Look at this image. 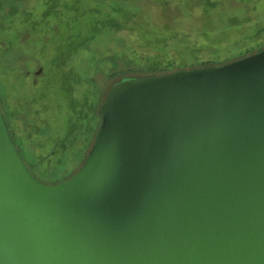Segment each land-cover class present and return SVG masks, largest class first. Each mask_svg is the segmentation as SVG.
Segmentation results:
<instances>
[{
    "label": "water",
    "instance_id": "water-1",
    "mask_svg": "<svg viewBox=\"0 0 264 264\" xmlns=\"http://www.w3.org/2000/svg\"><path fill=\"white\" fill-rule=\"evenodd\" d=\"M99 114L48 183L0 100V264H264V48L123 76Z\"/></svg>",
    "mask_w": 264,
    "mask_h": 264
},
{
    "label": "rangeland",
    "instance_id": "rangeland-1",
    "mask_svg": "<svg viewBox=\"0 0 264 264\" xmlns=\"http://www.w3.org/2000/svg\"><path fill=\"white\" fill-rule=\"evenodd\" d=\"M164 1L171 9L179 3L0 0V100L13 138L39 179L58 182L79 168L114 81L148 74L159 68L148 66L159 62L173 65L175 55L185 52L202 64L264 47V0H217L213 7L190 0L193 11L173 10L177 15L167 19L177 30L175 40L186 31L189 48L161 49L166 33L140 21L148 13L159 17ZM40 66L43 72L36 74ZM182 68L191 67L168 69ZM27 70L35 71L36 82Z\"/></svg>",
    "mask_w": 264,
    "mask_h": 264
},
{
    "label": "trees",
    "instance_id": "trees-1",
    "mask_svg": "<svg viewBox=\"0 0 264 264\" xmlns=\"http://www.w3.org/2000/svg\"><path fill=\"white\" fill-rule=\"evenodd\" d=\"M179 3L176 4V6L173 8L172 6V9L170 7V5H168L167 2H162V4L164 5V7L162 6V13L161 15H158L159 17H156L153 15V17L151 18L149 16V13L147 15H142L143 18H141V21H140V25H144L142 23H145V24H150L151 26L153 27H158L159 30L163 31L165 34V38L163 39V45L161 47V49H166L167 50V46L168 47H171V48H178V51H180L179 48H182L183 46H181L180 44H183L184 45V48L183 49H186V48H189L190 45H186V42H185V34L186 31H181V32H184V33H180L178 34V37L174 38L175 34H177V30H175V28L173 27V24L171 23L170 20H167V19H170V15L172 14H176L173 12V10H175L176 12H179L181 14H185L187 12H191L194 10L195 6L194 5H191L190 4V0H177ZM217 1V0H203L204 2V7L206 6H211L213 7L214 6V2ZM213 3V4H212ZM216 4V3H215ZM169 7V8H168ZM177 15V14H176ZM159 18V19H158ZM163 19V20H161ZM165 20V21H164ZM163 21V22H161ZM130 26H128L129 30H135L133 28V24L129 23ZM179 33V32H178ZM169 40H173L172 43H170ZM167 41V42H166ZM185 42V44L183 43ZM264 48L263 46H260V47H254V49H247L248 50V53H242V54H235L233 57H228L226 60L222 61V62H226V61H229V60H232V59H235V58H239V57H242V56H245L249 53H252V52H255V51H258L260 49ZM185 55L186 56H183L181 55V57L175 55V58L177 60H175V64H176V67H179V66H185V67H194V66H201V65H210V64H215V63H222L220 61L218 62H213V61H203L202 64H198L196 62V60L198 59L197 56H193L191 55L190 53H186L185 52ZM173 64V65H175ZM172 63L169 62L167 63L166 65L162 64V63H157L155 65H149L148 67H159L157 69H154L152 71H150L148 74H156L158 71L160 73H163V72H169L170 70L168 69L169 67H173ZM161 67V68H160ZM165 67V68H164ZM143 74V73H142ZM117 76V75H115ZM2 104V103H1ZM7 118V117H6ZM7 122L10 126V123H9V120L7 118ZM99 123H100V120H99ZM99 126V124H98ZM98 126L96 127V130L98 128ZM10 129H11V132H12V135H14L13 133V130L10 126ZM96 130L94 132V135L96 133ZM93 140V139H92ZM92 143V142H91ZM90 143V145H91ZM90 147V146H89ZM89 148L87 149V152H88ZM87 152L85 154V157L87 155ZM85 159V158H84ZM68 176L70 175H67L65 176L63 179L67 178Z\"/></svg>",
    "mask_w": 264,
    "mask_h": 264
},
{
    "label": "flooded vegetation",
    "instance_id": "flooded-vegetation-1",
    "mask_svg": "<svg viewBox=\"0 0 264 264\" xmlns=\"http://www.w3.org/2000/svg\"><path fill=\"white\" fill-rule=\"evenodd\" d=\"M211 61H213V62H216V61H214V60H211ZM196 62L198 63V60H196ZM35 71H37V70H35ZM35 71H31V70H27V74L29 75V76H31L32 75V80H34L35 82L37 81V75L35 74Z\"/></svg>",
    "mask_w": 264,
    "mask_h": 264
}]
</instances>
